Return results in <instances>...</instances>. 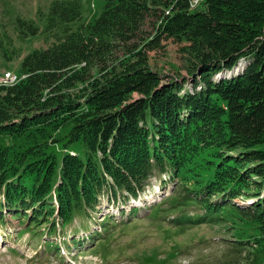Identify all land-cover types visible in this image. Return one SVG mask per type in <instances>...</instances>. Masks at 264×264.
Listing matches in <instances>:
<instances>
[{
	"label": "trees",
	"instance_id": "obj_1",
	"mask_svg": "<svg viewBox=\"0 0 264 264\" xmlns=\"http://www.w3.org/2000/svg\"><path fill=\"white\" fill-rule=\"evenodd\" d=\"M46 3L26 16L6 6L16 41L0 26L3 58L44 41L0 84V134L25 138L0 148V209L31 225L53 216L50 236L102 194L139 198L166 172L205 210L191 223L230 212L254 236L235 247L264 264V0H104L95 20L83 0ZM168 42L186 76L152 64Z\"/></svg>",
	"mask_w": 264,
	"mask_h": 264
},
{
	"label": "rangeland",
	"instance_id": "obj_2",
	"mask_svg": "<svg viewBox=\"0 0 264 264\" xmlns=\"http://www.w3.org/2000/svg\"><path fill=\"white\" fill-rule=\"evenodd\" d=\"M47 1L0 0V26L4 23L16 41L17 34L4 13L6 6L15 13L35 15L36 6L39 3L44 6ZM83 4L86 19L95 20L104 0H83ZM40 45H44V41L36 37L24 44L22 52L12 51L5 58L0 55V84L5 83L8 72H18L28 51ZM165 45L164 51L152 53V64L167 79L186 76L180 45L172 42ZM245 61L240 60L237 68L227 71V76L240 71ZM193 87L194 81L188 80L182 94L188 90L193 93ZM24 139L0 134V148L22 144ZM56 148L62 151L61 146ZM161 178L169 179V175L156 173L141 197L135 200L118 196V200L113 201V194L109 198L102 194L98 198L99 209L75 215L70 224L61 228L58 224L50 236L47 233L56 225L53 216L39 218L31 225L29 218L22 223L23 218L0 209V218L3 217L0 220V264H248L247 251L235 247L238 240L239 244H246L254 239L243 232L247 231L245 226L238 231L230 212H224L219 220L207 218L191 223L193 218L203 216L205 210L184 204L186 197L174 189L177 180L170 178L168 183H162ZM2 199L0 195V201ZM255 200L254 196L234 199L242 206H250Z\"/></svg>",
	"mask_w": 264,
	"mask_h": 264
},
{
	"label": "built area",
	"instance_id": "obj_3",
	"mask_svg": "<svg viewBox=\"0 0 264 264\" xmlns=\"http://www.w3.org/2000/svg\"><path fill=\"white\" fill-rule=\"evenodd\" d=\"M198 1H199V0H198ZM4 81H5V83L13 82V80H12V73H11L9 76H5Z\"/></svg>",
	"mask_w": 264,
	"mask_h": 264
},
{
	"label": "bare ground",
	"instance_id": "obj_4",
	"mask_svg": "<svg viewBox=\"0 0 264 264\" xmlns=\"http://www.w3.org/2000/svg\"><path fill=\"white\" fill-rule=\"evenodd\" d=\"M10 74H11V73L8 72L5 76H9ZM12 80H13V82H16V81L18 80V76L15 75V74H12ZM13 82H10V83H13Z\"/></svg>",
	"mask_w": 264,
	"mask_h": 264
}]
</instances>
